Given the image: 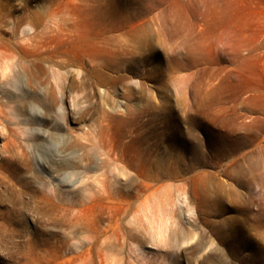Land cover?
I'll use <instances>...</instances> for the list:
<instances>
[{
	"label": "rangeland",
	"instance_id": "1",
	"mask_svg": "<svg viewBox=\"0 0 264 264\" xmlns=\"http://www.w3.org/2000/svg\"><path fill=\"white\" fill-rule=\"evenodd\" d=\"M0 264H264V0H0Z\"/></svg>",
	"mask_w": 264,
	"mask_h": 264
},
{
	"label": "bare ground",
	"instance_id": "2",
	"mask_svg": "<svg viewBox=\"0 0 264 264\" xmlns=\"http://www.w3.org/2000/svg\"><path fill=\"white\" fill-rule=\"evenodd\" d=\"M123 137H125V134H123ZM107 147H108V146H107ZM108 148H109V149H108L109 151L106 149V150L108 151V153L106 152V153L108 154V158H109V157L111 158V156L115 157V155H118V154H117V151H116L115 149H113V147L111 148V147L109 146ZM106 153H105V154H106ZM120 159H121V158H117L116 160L120 161ZM121 161H122V159H121ZM125 170H127V166H125V165L118 166V171H119L120 173L124 174V173H125ZM104 181H105V180L97 179V180H96L97 183H95V184L101 186V188H102L103 185L105 186ZM102 184H103V185H102ZM104 188H105V187H103V189H104ZM96 241H97V240H96ZM95 243H96V242H95ZM93 244H94V243H93ZM96 244H97V243H96ZM96 244H95V245H96ZM100 244H101V243H100ZM100 244H99V246H100ZM95 245H94V247H95ZM94 247H93V248H94ZM100 247H101V246H100ZM96 248H97V245H96ZM96 248H95V249H96ZM97 249H98V248H97ZM99 256H100V255H99ZM100 261H101V260H100ZM101 262H102V261H101Z\"/></svg>",
	"mask_w": 264,
	"mask_h": 264
}]
</instances>
